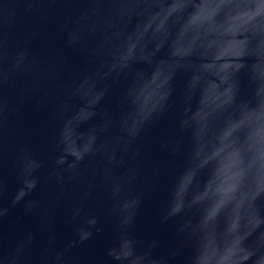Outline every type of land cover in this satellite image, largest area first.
Here are the masks:
<instances>
[{
	"label": "water",
	"instance_id": "95a60500",
	"mask_svg": "<svg viewBox=\"0 0 264 264\" xmlns=\"http://www.w3.org/2000/svg\"><path fill=\"white\" fill-rule=\"evenodd\" d=\"M0 264H264V0H0Z\"/></svg>",
	"mask_w": 264,
	"mask_h": 264
}]
</instances>
